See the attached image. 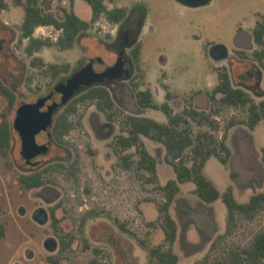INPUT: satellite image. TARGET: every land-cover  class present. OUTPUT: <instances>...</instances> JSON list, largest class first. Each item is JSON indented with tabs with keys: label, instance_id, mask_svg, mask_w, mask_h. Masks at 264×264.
I'll return each mask as SVG.
<instances>
[{
	"label": "rangeland",
	"instance_id": "1",
	"mask_svg": "<svg viewBox=\"0 0 264 264\" xmlns=\"http://www.w3.org/2000/svg\"><path fill=\"white\" fill-rule=\"evenodd\" d=\"M5 1L7 9L0 14V81L14 92V105L8 112V120L13 118L19 103L34 101L45 94L88 55H101L107 61L112 58L102 46L104 41H97L112 27L101 15L89 29L79 33L72 48L42 47L34 53L42 62L32 66V57L24 52L27 39L20 40L22 10L14 0ZM39 1L42 6L44 1L50 0ZM116 2L105 0L108 8ZM119 2L123 5L139 2L147 7L145 28L153 29L144 35V57L154 60L156 54L168 56L167 69L173 74L177 93L181 96L203 87L206 82L207 64L201 55L197 57V46L191 41L215 40L229 44L236 31L235 22L247 6L244 0H213L214 3L193 12L175 0ZM60 5L70 9V0H55L52 6L56 9ZM83 7L76 11L82 19L89 20V7L86 3ZM59 16L62 13L59 12ZM196 33L200 34V40H195ZM33 34L55 41L60 31L52 26H40ZM48 64L68 65L69 70L56 76ZM250 96L256 103L260 101L257 95ZM94 107L92 101L77 106L71 119L74 122L80 120L81 124H76L67 133L63 143L53 142L40 168L51 167L44 174L45 184L37 190L29 191L17 180L22 163L15 133L8 155L0 153V218L7 220L4 236L0 238V251L6 252L8 264L15 261L49 264V256L58 257L60 264H87L93 258L103 264H147L149 248L163 242L164 232L156 207L163 199L162 193L153 183L145 182L142 172L137 171L134 164L125 168L118 154L106 148L112 139L105 141L94 137L87 121V115ZM194 107L208 115L212 123L191 121L192 133L208 131L218 141L224 139L229 150L226 163L215 156L209 159L204 168L205 175L221 192L230 187L239 201H247L250 194L264 185L261 162L264 119L251 129L245 123L248 106L218 105L209 93L196 95ZM6 111L7 98L0 94V121L1 114ZM119 111L115 118V134L121 132L127 114L123 107ZM153 114L148 115L164 120L163 114ZM230 121L233 124L227 128ZM44 139L41 136L37 141ZM145 140L159 160V179L164 181L173 174L164 159V146L148 138ZM76 151L79 155L77 170L69 171L67 167ZM132 151L133 148L125 152ZM184 153L188 155L189 149ZM221 155L225 156V153ZM192 185L190 182L182 185L172 207V215L178 223L174 244L177 264H210L229 248L248 245L252 236L264 229L262 207L253 219L237 215L230 225V232L222 237L227 230L224 204L219 199L209 212L199 208L197 201L200 199L192 192ZM21 204L28 208L38 204L46 210L54 206L55 225L51 215L43 224L33 222L28 215L21 217L17 212ZM71 236L69 247L61 250L63 242Z\"/></svg>",
	"mask_w": 264,
	"mask_h": 264
},
{
	"label": "flooded vegetation",
	"instance_id": "2",
	"mask_svg": "<svg viewBox=\"0 0 264 264\" xmlns=\"http://www.w3.org/2000/svg\"><path fill=\"white\" fill-rule=\"evenodd\" d=\"M3 1L5 2L6 7L0 10V14L5 12L7 9V3L5 0ZM54 1L55 0L44 1L42 6L40 5L39 0H36V3L43 14H51L60 21L65 19L66 12L71 11L82 19L76 10L85 8L83 7L84 3L88 5L92 15L91 6L86 0H75L74 2L70 0V9H66V7L62 5L53 9L52 5ZM175 1L193 12L206 5L214 3L213 0H196L195 4H189L183 0ZM244 2L247 3L246 11L240 14V17L236 20V31L229 44L215 40L191 41L197 46V57L201 55L203 61L207 64L205 67L206 82L203 87L193 90L185 96H181L177 93L173 74L167 69L170 62L168 56L164 53L156 54L154 60L150 57H144V35L147 30L153 29L152 27H148V29L145 28L147 7L139 2H130L123 5L119 2V0H117L116 3L108 8L105 4V0H103V4L106 6L107 10L116 11L118 9H124L123 16L116 21H111L105 16V14H101L105 16L112 26L106 31L103 37H99L97 40L104 41L102 46L112 55V58L109 61L104 59L101 55H88L85 57L84 61L72 69L69 74L60 77L45 94L37 96L34 101L19 103L14 109V116L11 121L8 120L7 117L8 112L11 111L12 108H8V97L3 94L7 98V111L1 114L3 118L0 121V125L5 122L8 124L10 130V142L7 150L0 149V153L2 155H8L13 133H15L20 144L19 156L22 163V167L17 173V180L19 184L29 191L37 190L45 184L44 179V182L39 186H27L21 182L20 178H22V176L33 174L37 171H44V178V174L48 172L51 167V165H47L40 168L45 162L44 157L51 150L53 142L63 143L64 137L68 133L67 132L62 136V141H57L54 138L51 132L54 117L63 112L66 106H68L73 100L91 90H107L112 100V105L110 107L99 108L97 101L98 98H87L78 102L77 106L85 101H92L95 107L94 110L89 111L87 121L95 138L105 141L112 139L107 144L106 148L112 150L113 153H115V137L120 133L115 134V127L117 126L115 118L120 113V107H123L127 111V114L124 116L121 131L125 129V121L128 115L149 116L150 113L154 115L153 112L161 113L165 116L163 122H166L167 117L162 110L159 109L160 106L167 104L174 112L182 111V109L187 105H191L194 109H196L194 107L196 95L205 93H209L210 97L216 102L222 96L220 90L216 89L220 84V79L224 76L228 78L232 88L241 89L244 93L249 95L251 100L252 98L250 94L257 95L260 100L264 99V0H244ZM27 3L28 0H21L20 3H16V6L20 7L22 10V18L19 29L24 21ZM59 12L62 13V16H59ZM91 15L89 20L82 19L84 21H90V25L87 28L80 30L76 34L74 41L80 32L89 29L91 24L95 23L101 16L100 15L96 20L91 21ZM226 22L227 21L224 20V23ZM40 26H52L59 30L60 34L62 33V28H56L53 24H38L33 29V37H35L33 34L34 30L36 27ZM194 36L195 40L201 39L199 33H196ZM57 38L55 41H57ZM23 39H27L24 52L29 57H32L31 65H39L42 61L40 57L35 56L34 53H38L42 47L48 45H44L40 48H33L30 53L28 50L30 41H28V38H21L20 30V40ZM73 44L69 48L65 49L72 48ZM50 65L51 64H48L47 67L53 73ZM62 66H64L65 69L58 72L57 75L54 73L53 75L58 76L60 73L68 72V65ZM83 70L85 71L84 82L80 84L72 82V77L81 73ZM144 84L145 86L142 88V85ZM7 87L14 94L12 88L10 86ZM145 89L150 91L153 104L155 106L142 107L139 104L136 93L139 90ZM0 94L2 93L0 92ZM47 95H50L51 97L46 101L43 109H45L52 101L60 103L54 110L51 124L44 132L46 142L48 141V149L46 152L36 154L32 157H26L22 154V139L19 132L13 125L17 109L25 103H35L38 99ZM56 97H58V100L55 99ZM64 98L65 102H63ZM190 98H192L193 102ZM121 100L122 102L120 103ZM154 119L156 118L154 117ZM79 124H81V122ZM78 157L79 155L76 151L72 162L67 167V170H77V164L79 161ZM54 211V206L46 210L38 204L29 208L25 206V204H21L20 207L17 208V212L21 217H26V215H28L29 218L37 224L45 223L51 215L53 225H55ZM6 226L7 220L5 218H0V227H2L4 233ZM3 236L4 234L0 235V238ZM47 243H49V241H47L46 244ZM30 258L31 257H29V259ZM0 264H8L6 252L0 251ZM13 264L22 263L20 261H15Z\"/></svg>",
	"mask_w": 264,
	"mask_h": 264
},
{
	"label": "trees",
	"instance_id": "3",
	"mask_svg": "<svg viewBox=\"0 0 264 264\" xmlns=\"http://www.w3.org/2000/svg\"><path fill=\"white\" fill-rule=\"evenodd\" d=\"M14 1L17 4L21 2V0ZM86 1L91 6V21L96 20L101 14H105L111 21H116L124 14V9L107 10L103 0ZM5 7V2L0 0V10ZM38 24H53L56 28H62V33L55 42L49 38L33 37V29ZM89 25L90 21L80 19L72 11L66 12L65 19L60 21L51 14H43L37 6L36 0H28L24 21L20 26L21 38H28V41H30L28 47L30 53L33 48H40L44 45L55 44L59 48L65 49L73 44L76 34ZM50 67L54 74L65 69L64 66L57 64H51ZM216 90H220L222 94L221 98L216 101L218 105L248 106V118L245 123L249 128L253 129L258 122L264 119V99L258 103L252 101L249 95L241 89L232 88L226 76L220 79V84ZM0 92L7 95L8 108L11 109L14 104V94L1 81ZM136 97L142 107L155 106L148 89L137 91ZM87 98H98L99 108L112 105L110 95L105 89H94L79 96L53 119L51 132L57 141H62V136L80 123V120L74 122L70 115L76 113L77 103ZM159 109L166 115V122H160L149 116L128 115L125 121V129L115 137V153L118 154L125 168H130L134 164L137 171L142 172L145 182L153 183L154 188L163 195L162 201L157 203L156 207L158 220L164 232V240L162 243L149 248L147 264H177L178 254L175 251L174 244L177 238L178 224L172 215L171 205L175 196L180 192V183L192 182L194 184L192 192L205 203H212L217 199H221L227 211V230L222 237L230 232V225L234 223L237 215L253 219L255 214L264 207V187L252 193L245 202L237 200L230 187L221 192L205 175L203 169L206 161L212 156L218 157L223 163H226L229 154L228 147L224 139L218 141L208 131L193 134L190 126L191 121L212 123L209 116L200 113L191 105L185 106L180 112H174L167 104L160 106ZM217 110L215 109V111ZM232 124L233 122L230 121L227 128ZM144 138L160 142L164 146L165 161L172 167L174 172V177L169 178L164 183H161L158 179L157 160L147 149ZM9 142L10 130L5 122L0 125V149L7 150ZM129 148H133V151L125 152ZM186 149H189L188 155L184 153ZM222 152L225 153V156L221 155ZM261 162L264 167V149ZM43 173L44 171H37L22 176L20 180L27 186H39L44 182ZM3 234V229L0 227V235ZM72 238L71 236L63 242L61 250L69 247ZM48 263L60 264L59 258L49 256ZM87 264L103 263L93 258ZM210 264H264V229L257 231L248 245L231 247L224 255Z\"/></svg>",
	"mask_w": 264,
	"mask_h": 264
},
{
	"label": "water",
	"instance_id": "4",
	"mask_svg": "<svg viewBox=\"0 0 264 264\" xmlns=\"http://www.w3.org/2000/svg\"><path fill=\"white\" fill-rule=\"evenodd\" d=\"M189 4H195L196 0H183ZM85 71L74 75L72 82L80 84L84 82ZM47 95L40 98L35 103H25L17 109L14 119V127L19 132L22 139V154L26 157H32L36 154L46 152L48 149V141L46 142L45 131L51 124L54 110L59 106V102L52 101L45 106L46 101L50 98ZM65 102V98L63 99ZM43 136L44 141H37L38 137Z\"/></svg>",
	"mask_w": 264,
	"mask_h": 264
},
{
	"label": "crops",
	"instance_id": "5",
	"mask_svg": "<svg viewBox=\"0 0 264 264\" xmlns=\"http://www.w3.org/2000/svg\"><path fill=\"white\" fill-rule=\"evenodd\" d=\"M158 121H160V122H163V120H158ZM144 142H145V145H146V147H147V149L149 150V152L156 158V160H157V174H158V179H159V171H158V169H159V160H158V158L153 154V152L151 151V149L149 148V146H148V144H147V142H146V140H145V138H144ZM165 156V155H164ZM211 158V157H210ZM209 158V159H210ZM165 159V158H164ZM209 159L206 161V163H205V166H204V168H206L207 167V163H208V161H209ZM172 168V167H171ZM203 171H204V169H203ZM172 172H173V169H172ZM172 177H174V172H173V174H172V176H170V177H168L166 180H168L169 178H172ZM166 180H164V181H160V179H159V181L161 182V183H164ZM184 183H189V182H184ZM184 183H180V191L182 190V185L184 184ZM190 183H192V182H190ZM215 184V183H214ZM264 187V185L259 189V190H261L262 188ZM194 189V184L192 185V190ZM258 190V191H259ZM180 193V192H179ZM234 193V192H233ZM178 195V194H177ZM176 195V196H177ZM251 195V194H250ZM176 196H175V198H176ZM175 198H174V200H173V202L175 201ZM237 199V198H236ZM217 200H219V199H217ZM217 200H215L214 202H212V203H205V202H203L201 199L199 200V201H197V202H199L198 203V205H199V208H201V209H203V210H205L206 212L208 211V210H210V209H214V207H215V205L214 204H216V201ZM221 200V199H220ZM238 200V199H237ZM223 203V202H222ZM225 206V205H224ZM172 207H173V203H172V205H171V212H172ZM209 212V211H208ZM177 222V221H176ZM178 224V223H177Z\"/></svg>",
	"mask_w": 264,
	"mask_h": 264
}]
</instances>
